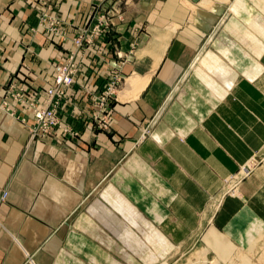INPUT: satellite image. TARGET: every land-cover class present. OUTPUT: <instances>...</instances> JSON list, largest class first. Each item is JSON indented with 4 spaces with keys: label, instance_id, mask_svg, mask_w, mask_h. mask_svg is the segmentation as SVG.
<instances>
[{
    "label": "crops",
    "instance_id": "crops-1",
    "mask_svg": "<svg viewBox=\"0 0 264 264\" xmlns=\"http://www.w3.org/2000/svg\"><path fill=\"white\" fill-rule=\"evenodd\" d=\"M99 1L105 0H0V103L9 80L43 102L54 66L74 49L35 30L39 11L69 23L62 30L71 39ZM181 1L196 0H124L119 20L76 56L58 111L74 137L31 139L28 108L8 100L17 118L0 110V264H62L64 237L73 235L64 233L66 220L105 182L121 183L119 190L168 239L179 240L190 231L177 226L197 224L207 197L264 152V47L251 75L228 78L220 67L207 86L195 61L205 62L201 44L209 29L186 27ZM253 1L251 8L264 9V0ZM171 25L176 29L159 52L157 39ZM118 62L123 75L148 77L147 84L136 99L108 104V129L92 131V97ZM219 82L224 88L205 107V86L213 92ZM147 124L152 133L141 140ZM133 163L137 172L126 171ZM140 175L152 177L149 187Z\"/></svg>",
    "mask_w": 264,
    "mask_h": 264
},
{
    "label": "rangeland",
    "instance_id": "rangeland-1",
    "mask_svg": "<svg viewBox=\"0 0 264 264\" xmlns=\"http://www.w3.org/2000/svg\"><path fill=\"white\" fill-rule=\"evenodd\" d=\"M116 1L119 2L118 6H113L106 0L96 3L82 26L89 23L94 11H96L95 15L103 17L111 26L113 18L119 20L121 3L124 2V0H112L113 3ZM251 2L254 1L196 0L190 4L181 1V8L186 10V27L196 26L202 29L208 26L209 29L201 44L205 62L199 64L195 61V65L208 76L205 83L207 86L210 84V78L212 79L211 74L213 75L220 67L228 71V78L247 77L254 72L257 58L264 47V9L258 6L251 8ZM41 13L55 17L60 22L55 26L58 30L69 26V23L57 18L56 14L39 11L35 30L41 34H44L39 27ZM168 28L176 29V26L171 25ZM79 29L80 27L76 36L79 34ZM75 37L67 39L64 36L62 41L72 43ZM128 55H131L130 51ZM66 56L54 67L63 64ZM208 58L215 59L214 65L210 66ZM123 65L124 62L111 65L102 89L92 97V112L89 117L92 131L101 132L108 129L105 119L108 104L120 100V92L124 89L126 81L135 77L123 75ZM114 75H119V82L104 106L99 108L97 99ZM223 88V82L214 86L213 92L205 86L204 93L207 95L203 100L205 107L213 103L217 93ZM16 93H20L24 99L31 98L24 95L23 89L18 87L14 80H9L4 88L0 110L8 111L17 118L16 111L8 110V100L28 108L32 120L29 137L42 139L31 135L32 112L27 104L20 103L14 98L13 94ZM43 102L35 103L40 106ZM59 120L62 123L60 118ZM64 125L71 130L73 136L59 132L49 136L74 137L76 133L68 125ZM151 133L152 128L148 124L145 125L140 139L148 138ZM125 169L131 173L137 172L134 163L127 165ZM139 177L147 187L149 181L153 180L151 176ZM118 184L121 183H117V186L112 183L106 185V182L98 184L95 193L84 199L80 207L73 211L74 213H70V218L64 224V233L68 236L73 235L70 238L67 235L64 237L62 264H264V152L254 154L236 173L223 181L219 192L207 197L203 218L201 215L197 224L177 226L183 230L186 228V233L190 232L185 236L183 234L184 237L176 241L168 239L160 226L144 213L145 208H137L119 190ZM141 204L145 206L144 203ZM223 206L225 210L222 209ZM222 210L224 216L221 221L217 214ZM234 212L237 214L236 217L230 219L227 224ZM206 219L207 223H205Z\"/></svg>",
    "mask_w": 264,
    "mask_h": 264
},
{
    "label": "built area",
    "instance_id": "built-area-1",
    "mask_svg": "<svg viewBox=\"0 0 264 264\" xmlns=\"http://www.w3.org/2000/svg\"><path fill=\"white\" fill-rule=\"evenodd\" d=\"M95 13L96 11L93 12L94 15L91 16L87 25L80 27L79 34L72 40L74 49L67 54L64 63L54 67L52 83L45 90V100L40 106L36 105L35 102L37 101L33 98L24 99L20 93L13 94L18 102L27 104L32 112L33 128L31 135L33 137L43 138L57 132L67 136H73L71 130L60 122L58 110L61 102L65 98L67 88L73 83L77 68L75 57L83 50H86L87 46L95 38L108 31L109 25L107 21L103 17L95 15ZM39 18V27L44 31L45 35L51 34L60 40L64 39L65 35L63 30L55 28L60 23L55 17L53 18L46 13H41ZM119 78V75L111 77L105 87V91L97 99V106L99 108L104 106L106 100L112 95L115 85L119 82Z\"/></svg>",
    "mask_w": 264,
    "mask_h": 264
},
{
    "label": "bare ground",
    "instance_id": "bare-ground-1",
    "mask_svg": "<svg viewBox=\"0 0 264 264\" xmlns=\"http://www.w3.org/2000/svg\"><path fill=\"white\" fill-rule=\"evenodd\" d=\"M172 28L166 27V29L163 31V33H161V35H159V37L157 39V42L158 41L160 42L159 43V45H160L159 52L163 51V47L165 46L167 40L175 31V28L174 29H172ZM158 59H159V56H157L155 64L157 63ZM155 64H154V67H155ZM134 76L135 77H132L126 81L124 91H123V95L122 94L120 95V100L125 101V100H129V99H133V98L136 99L138 94L146 86L148 77L142 79L137 75H134Z\"/></svg>",
    "mask_w": 264,
    "mask_h": 264
}]
</instances>
